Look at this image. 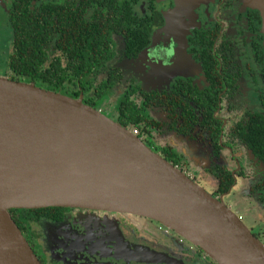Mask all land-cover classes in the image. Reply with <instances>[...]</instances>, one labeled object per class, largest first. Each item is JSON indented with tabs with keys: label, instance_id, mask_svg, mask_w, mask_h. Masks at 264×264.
Returning a JSON list of instances; mask_svg holds the SVG:
<instances>
[{
	"label": "flooded vegetation",
	"instance_id": "1",
	"mask_svg": "<svg viewBox=\"0 0 264 264\" xmlns=\"http://www.w3.org/2000/svg\"><path fill=\"white\" fill-rule=\"evenodd\" d=\"M180 3L181 0H0V18L10 31L6 71L0 76L18 79L11 68L15 53L12 16L24 11V7L40 18L45 12L51 23L47 29L51 33L47 65L55 58L65 67L76 64L80 50V63L86 61L84 41L80 40L86 37V31L76 26L71 34L76 22L90 26L85 28L90 33L97 30L102 35L106 31L104 45L111 52L108 60L101 59L98 68L83 69L77 75L67 69L70 81L94 82L86 92L79 87L78 98L83 101L94 93V108L103 114L104 105L100 102L112 103L113 116L105 115L117 121L119 104L128 94L129 86L159 94L171 92L176 85L179 89L189 86L194 92L191 102L194 113L189 121L196 120L191 134L165 130L177 116H171L164 108H155L147 114L164 127L158 134L153 131L149 142L175 150L182 158L181 166L176 165L182 171L190 168L177 136L201 143L208 154L202 169L216 180L210 192L213 196L224 201V195L232 191L237 178L244 177L252 180L248 185L250 197L264 204V163L246 141L252 130L264 129V0H197L188 1L183 8ZM59 19L67 29L61 49ZM129 42L131 51L126 49ZM130 60L153 70L166 73L168 70L170 86L144 88L134 78L127 79L124 64ZM67 84L70 93L76 90L71 83ZM102 87L107 88L98 97L97 90ZM117 94L121 98L113 103L112 97ZM130 96L142 104L141 96L134 93ZM200 101H205L206 109L211 108L213 119L220 123L218 149L212 146L213 140L198 133L197 120L202 118L200 112H204L199 107ZM181 109L178 106L176 110L179 116L176 124L183 122ZM138 137L142 141L145 138L142 134ZM219 165L230 171L233 182L227 191L214 194L219 180L211 168ZM190 171L184 172L198 182L197 174ZM60 213V219H41L28 235L42 264H218L198 246L144 216L70 207ZM41 244L45 253L38 247Z\"/></svg>",
	"mask_w": 264,
	"mask_h": 264
},
{
	"label": "water",
	"instance_id": "2",
	"mask_svg": "<svg viewBox=\"0 0 264 264\" xmlns=\"http://www.w3.org/2000/svg\"><path fill=\"white\" fill-rule=\"evenodd\" d=\"M49 206L144 216L218 264H264V243L222 198L130 128L81 97L0 76V264H42L9 210Z\"/></svg>",
	"mask_w": 264,
	"mask_h": 264
},
{
	"label": "trees",
	"instance_id": "3",
	"mask_svg": "<svg viewBox=\"0 0 264 264\" xmlns=\"http://www.w3.org/2000/svg\"><path fill=\"white\" fill-rule=\"evenodd\" d=\"M41 15V18L35 16L27 7H24V11L13 13L12 22L15 27V53L12 56L11 68L17 75L18 79L16 80L26 83L34 82L48 90L78 98V88L82 86V90L86 92L91 89L94 82L70 81L68 80L69 74L67 69H71V71L77 75V73L81 71L83 72V69L97 67L98 62L101 59H103V61L108 60V58L111 57L109 56L111 52L106 48V45H104L107 37L106 31H104L102 35L97 30L90 33L88 29H85L90 26H87L82 21L76 22L72 27L71 34L76 26L80 31H86V37L84 39L78 38L84 41L83 45L85 48L83 49V54H85V56H83V58H85L86 61L82 64L80 63V60L82 59V52L80 50L78 56L75 57L76 64L69 63V65L65 67L64 64L60 63L59 59L55 58L47 65L45 62L48 59L47 44L51 37V33L47 31V29L51 23H49L45 12ZM59 20L58 35L60 39L58 41V46L61 49L67 29L63 26L62 19ZM89 48L92 50V53ZM126 49H130V51L133 49L130 42L126 44ZM67 83H71L73 90L74 88L76 90L70 93L67 90V85H69ZM108 84L111 85L112 83L109 82ZM106 88L107 87H102L98 89L96 93L97 96L100 97ZM127 92L128 94L119 104L117 122L127 128H137L139 130V135L142 134L145 136L143 142L147 146L157 151L163 158L173 165L181 166L182 158H180V155L175 150H172L171 147H158L149 142L151 133L156 131L158 134L161 132L164 125L160 123V121L150 118L147 112L150 109L164 108L168 114H171V116H177L172 124L166 126L165 130H172L182 135H190L194 129V124L196 123L194 118V122L189 121L192 113H194L191 104L194 99V92L192 89L189 86H183L179 89L176 85L171 92L159 94L157 92L142 90L137 86H129ZM132 93H134L136 97L141 96L142 104H137L134 98H131L130 95ZM93 95L95 94L92 93L91 97L88 99L84 98L83 102L95 107L92 100ZM178 95L183 97H179ZM204 105L205 101L199 102V107H203L204 112H200L199 114L202 118H198L197 120V124H199V131L198 129L197 131L200 135H203V137H208L213 140L212 146L218 149L219 144L216 141L220 132V123L213 119V110L211 108L210 110H207V107ZM178 106H181L182 108L180 116L183 119V122L176 124L175 120L179 118L176 111ZM250 133L251 135L248 136L246 140L248 143L247 145L264 163V129L252 130ZM211 169L214 174L216 173L219 180L214 194L227 191L233 182V177L230 171L225 169L222 165L215 166ZM64 209L65 207L11 208L9 211L30 244L32 240L29 241L28 235L34 232L35 224L41 219H60L62 215L60 212Z\"/></svg>",
	"mask_w": 264,
	"mask_h": 264
},
{
	"label": "rangeland",
	"instance_id": "4",
	"mask_svg": "<svg viewBox=\"0 0 264 264\" xmlns=\"http://www.w3.org/2000/svg\"><path fill=\"white\" fill-rule=\"evenodd\" d=\"M10 31L6 28L4 24V19L0 18V75L6 71V61L10 51ZM126 69L125 77L127 79H132L138 82L144 88L156 87V86H170V81L168 79V73L165 71L153 70L152 67L148 68L144 64L138 63L137 61H126L124 64ZM173 69V68H172ZM175 69V68H174ZM132 77V78H130ZM113 93V92H112ZM107 95H111L107 94ZM113 103H118L121 96L119 94L113 96ZM101 109L108 116H113V111L115 106L112 103H107L106 101L100 102ZM182 147V150L186 152V162L187 166L192 169L197 174L198 184L203 187L209 193L213 190L216 185L215 178L204 172L202 167L208 159V154L201 143L190 142L183 136H177ZM186 140V141H185ZM176 148L180 146L175 142ZM227 156L225 157V160ZM190 169H185L191 173ZM252 182L250 178L238 177L236 184L230 193L224 195V201L226 205L234 212L241 220L246 224V226L264 243V204L258 199L250 197L248 194V185ZM41 228V227H40ZM161 238H165L162 235ZM42 252H46L43 244L38 245Z\"/></svg>",
	"mask_w": 264,
	"mask_h": 264
},
{
	"label": "built area",
	"instance_id": "5",
	"mask_svg": "<svg viewBox=\"0 0 264 264\" xmlns=\"http://www.w3.org/2000/svg\"><path fill=\"white\" fill-rule=\"evenodd\" d=\"M130 129L135 135L139 136V130L137 128H130Z\"/></svg>",
	"mask_w": 264,
	"mask_h": 264
}]
</instances>
